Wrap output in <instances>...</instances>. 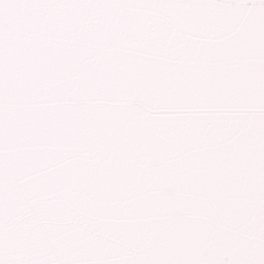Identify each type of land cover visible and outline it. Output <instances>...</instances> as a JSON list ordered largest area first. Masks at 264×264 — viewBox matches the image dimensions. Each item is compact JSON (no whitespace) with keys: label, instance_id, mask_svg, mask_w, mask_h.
<instances>
[{"label":"snow or ice","instance_id":"obj_1","mask_svg":"<svg viewBox=\"0 0 264 264\" xmlns=\"http://www.w3.org/2000/svg\"><path fill=\"white\" fill-rule=\"evenodd\" d=\"M0 264H264V0H0Z\"/></svg>","mask_w":264,"mask_h":264}]
</instances>
